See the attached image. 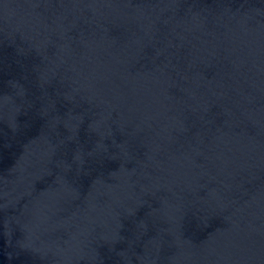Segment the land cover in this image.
Returning a JSON list of instances; mask_svg holds the SVG:
<instances>
[{"label":"water","instance_id":"95a60500","mask_svg":"<svg viewBox=\"0 0 264 264\" xmlns=\"http://www.w3.org/2000/svg\"><path fill=\"white\" fill-rule=\"evenodd\" d=\"M0 264H264V0H0Z\"/></svg>","mask_w":264,"mask_h":264}]
</instances>
